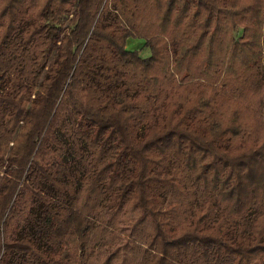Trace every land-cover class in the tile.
Returning <instances> with one entry per match:
<instances>
[{"label": "trees", "instance_id": "trees-1", "mask_svg": "<svg viewBox=\"0 0 264 264\" xmlns=\"http://www.w3.org/2000/svg\"><path fill=\"white\" fill-rule=\"evenodd\" d=\"M150 241L264 264V0H0V264Z\"/></svg>", "mask_w": 264, "mask_h": 264}, {"label": "rangeland", "instance_id": "rangeland-1", "mask_svg": "<svg viewBox=\"0 0 264 264\" xmlns=\"http://www.w3.org/2000/svg\"><path fill=\"white\" fill-rule=\"evenodd\" d=\"M240 33H241V29L238 28L237 31H235V35L239 36ZM127 46H128L129 49H137L139 51V53L141 54V56L145 57V56L149 55V49L147 47H145L144 41L142 39L132 38L131 37V38H129L127 40ZM114 219H115L116 222L117 221L119 222V224H118L119 226L123 227L125 225H128L127 223L123 222L126 219L123 214L116 215ZM109 241H110V239H108V242ZM150 242H151V244H150ZM150 242L147 245L148 249L144 253V257L142 259L140 258V260H139L140 263L139 264H157V263L161 264L160 258L157 255L154 254L155 247L152 244V241H150ZM120 244L121 243L119 241L114 239L113 241L108 243V246H106L101 253H97V251L95 250L94 255L91 256L90 258H94V260H96V259H104L108 255V253H106L107 250H109L110 248L114 249V247H117ZM109 245H111L112 247H110ZM96 253H97V255H95ZM173 253H174V251H170L169 259L171 258ZM196 256H198V255H196ZM203 261H205L204 257L203 256H198L196 258V261H194V263H189L188 261L185 262V260H184L182 264H202ZM220 261H221V264H222V262H225L224 264L228 263V260H224V258L220 259V260L217 259V261H213V262H216L215 264H219ZM170 262L173 263V264H176L174 261H170ZM114 264H118V263L114 262Z\"/></svg>", "mask_w": 264, "mask_h": 264}]
</instances>
